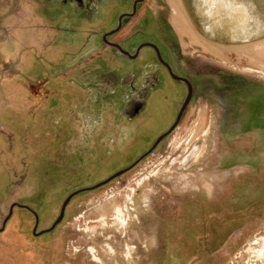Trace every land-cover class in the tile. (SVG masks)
Returning <instances> with one entry per match:
<instances>
[{
	"label": "rangeland",
	"instance_id": "1",
	"mask_svg": "<svg viewBox=\"0 0 264 264\" xmlns=\"http://www.w3.org/2000/svg\"><path fill=\"white\" fill-rule=\"evenodd\" d=\"M134 1L0 0V228L27 207L0 264H264V0H143L122 20L108 39L155 45L192 98L38 233L182 103L153 49L104 44Z\"/></svg>",
	"mask_w": 264,
	"mask_h": 264
},
{
	"label": "flooded vegetation",
	"instance_id": "2",
	"mask_svg": "<svg viewBox=\"0 0 264 264\" xmlns=\"http://www.w3.org/2000/svg\"><path fill=\"white\" fill-rule=\"evenodd\" d=\"M143 0H135L134 3H133V8L130 12H127V13H123L119 16L118 18V22H117V25L118 23H120V26L118 29H116V27H114V29H111L110 31H108L107 33L104 34V44L107 45L108 47L112 48V49H115L116 51H118V53H120L121 55H125L129 58L133 57V56H137L140 52V50L143 48V47H150L151 49H153L157 56H158V60L160 61V63L163 65V70L165 71V73L169 76V78L173 79L178 85H180L182 88H183V91H184V98L182 100V103L180 105V107L177 109L176 111V117L175 119L177 118L180 110H181V107L188 95V93L190 92V96H189V99L185 105V107L183 108V110L181 111V115L180 117L182 116V113L183 111L185 110L186 106L188 105V103L190 102L191 98H192V95H193V83L192 81L187 77V76H184L183 74H179L177 73L174 68L172 67V65L169 63V62H165L161 59L160 55H159V51L157 49V47L155 45H153L152 43L150 42H144V43H140V45L138 46H135V49H134V53H130L127 49H125L121 44L117 43V42H114V41H110L108 39L109 36H111L113 33L117 32L121 26H122V20H124L125 18H129L131 16H133L135 14V11H136V8L138 6L139 3H141ZM116 29V30H115ZM113 31V32H112ZM173 75L175 77H173ZM174 119V121H175ZM180 119V118H179ZM174 121L167 127L166 131L171 127V125L174 123ZM179 121V120H178ZM177 124V123H176ZM175 124V125H176ZM175 127V126H174ZM173 127V128H174ZM165 132V131H164ZM163 132V133H164ZM156 140V139H155ZM152 146V145H151ZM150 146V147H151ZM145 153V152H144Z\"/></svg>",
	"mask_w": 264,
	"mask_h": 264
},
{
	"label": "water",
	"instance_id": "3",
	"mask_svg": "<svg viewBox=\"0 0 264 264\" xmlns=\"http://www.w3.org/2000/svg\"><path fill=\"white\" fill-rule=\"evenodd\" d=\"M119 26H120V23H118L116 29H118ZM116 29H115V30H116ZM112 32H113V31H112ZM173 77H175V76L173 75ZM189 96H190V92L188 93V95H187V97H186V99H185V101H184V103H183V105H182V107H181V110H180V112H179L177 118L175 119L174 123L171 125V127H170L167 131H165L164 133H162L161 135H159V136L156 138V140L154 141V143L152 144V146H151V147H150L145 153H143L140 157H138V158H137L133 163H131L129 166H127V167H125V168H122V169L116 171L115 173H113L112 175H110L109 177H107L106 179H104L103 181H101V182H99V183H97V184H95V185H93V186H91V187H87V188L79 189V190H76V191L70 193V194L66 197V199L63 201V203H62V205H61V208H60V211H59V214H58L57 218L55 219V221L53 222V224H52L49 228L44 229V230H42V231H40V232H38V233H43V232H46V231L51 230V229H52V228H53V227H54V226H55V225H56V224L62 219V217H63V215H64V210H65V207H66L68 201H69L74 195H76L78 192H80V191H82V190H88V189L96 188V187H98V186H100V185L106 183L107 181L111 180L112 178L121 175L122 173H124L125 171H127L128 169H130L131 167H133V166H134V165H135L140 159H142L146 154H148V153H149V152H150V151H151V150H152V149H153V148L159 143V141H160L163 137H165V136H166V135H167V134L173 129V127L175 126V124L178 122V120H179V118H180V115H181V111H182L183 108L185 107V105H186V103H187V101H188V99H189ZM15 205L25 207L24 205H19L18 203H13V204H11V205H10L9 212H8V217L11 215L12 208H13V206H15ZM25 208H27V207H25ZM33 214H34V217H35V226H34V230H35V228H36V226H37V215H36L34 212H33ZM8 217H6V218L4 219L3 224H2V227L0 228V230L3 228V225H4V223L6 222V220L8 219Z\"/></svg>",
	"mask_w": 264,
	"mask_h": 264
},
{
	"label": "bare ground",
	"instance_id": "4",
	"mask_svg": "<svg viewBox=\"0 0 264 264\" xmlns=\"http://www.w3.org/2000/svg\"><path fill=\"white\" fill-rule=\"evenodd\" d=\"M200 13L203 15L204 11L203 10H200ZM206 13L209 14V15H212V14H210L211 13L210 11H207L206 10ZM217 16L221 17V19L219 20V24L218 25L222 27L223 33L226 34V37L225 38L226 39L237 38L238 36L237 35H234L235 28L232 27V26H227V24L225 23L226 22V20L224 19L225 16H226L225 13L224 12L222 13V11H221L220 14H218ZM210 31H209V33L211 34V32H213V31H211V32Z\"/></svg>",
	"mask_w": 264,
	"mask_h": 264
},
{
	"label": "clouds",
	"instance_id": "5",
	"mask_svg": "<svg viewBox=\"0 0 264 264\" xmlns=\"http://www.w3.org/2000/svg\"><path fill=\"white\" fill-rule=\"evenodd\" d=\"M236 7L242 12L244 13V15H249V9H250V5H244V4H239V5H236ZM127 132L128 130H125V135H127Z\"/></svg>",
	"mask_w": 264,
	"mask_h": 264
}]
</instances>
